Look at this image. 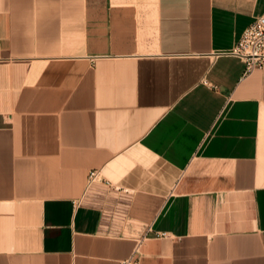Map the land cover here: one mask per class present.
Instances as JSON below:
<instances>
[{"label": "crops", "instance_id": "0c3cea01", "mask_svg": "<svg viewBox=\"0 0 264 264\" xmlns=\"http://www.w3.org/2000/svg\"><path fill=\"white\" fill-rule=\"evenodd\" d=\"M263 14L0 0V264H264Z\"/></svg>", "mask_w": 264, "mask_h": 264}, {"label": "built area", "instance_id": "2783aa9c", "mask_svg": "<svg viewBox=\"0 0 264 264\" xmlns=\"http://www.w3.org/2000/svg\"><path fill=\"white\" fill-rule=\"evenodd\" d=\"M246 64V74L264 66V14L256 18L243 32L234 51ZM91 179L96 174H91ZM124 264H136V260L129 259Z\"/></svg>", "mask_w": 264, "mask_h": 264}]
</instances>
